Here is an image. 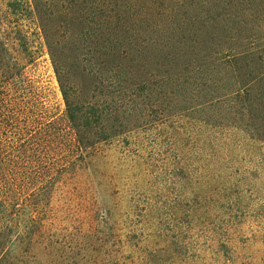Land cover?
<instances>
[{"label":"rangeland","instance_id":"374dc122","mask_svg":"<svg viewBox=\"0 0 264 264\" xmlns=\"http://www.w3.org/2000/svg\"><path fill=\"white\" fill-rule=\"evenodd\" d=\"M128 5L147 80L133 91L107 77L101 99L120 131L84 148L46 208L19 217L0 264H264V0ZM6 57L0 48V90ZM36 64L65 110L46 44Z\"/></svg>","mask_w":264,"mask_h":264},{"label":"trees","instance_id":"16d2710c","mask_svg":"<svg viewBox=\"0 0 264 264\" xmlns=\"http://www.w3.org/2000/svg\"><path fill=\"white\" fill-rule=\"evenodd\" d=\"M131 1L43 0L38 9L31 0H0V27L12 36L0 41L9 73L0 90V262L20 237L19 217L46 208L43 197L51 198L57 182L76 169L84 148L120 131L109 99H101L107 77L114 74L133 91L135 82L147 80L149 56L134 43ZM44 44L64 95L63 111L30 74ZM10 45L25 55L13 59ZM10 89L23 91L15 96Z\"/></svg>","mask_w":264,"mask_h":264}]
</instances>
